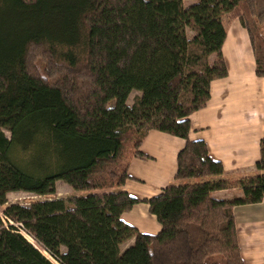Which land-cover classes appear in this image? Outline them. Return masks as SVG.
<instances>
[{
	"label": "trees",
	"instance_id": "16d2710c",
	"mask_svg": "<svg viewBox=\"0 0 264 264\" xmlns=\"http://www.w3.org/2000/svg\"><path fill=\"white\" fill-rule=\"evenodd\" d=\"M185 1L0 0V264H245L233 209L264 199V138L257 172L213 180L189 116L228 74L234 8L264 77V0ZM150 130L184 143L173 182L138 199L121 187ZM59 180L88 193L56 197ZM18 191L41 198L7 204ZM139 202L156 233L122 220Z\"/></svg>",
	"mask_w": 264,
	"mask_h": 264
},
{
	"label": "crops",
	"instance_id": "0c3cea01",
	"mask_svg": "<svg viewBox=\"0 0 264 264\" xmlns=\"http://www.w3.org/2000/svg\"><path fill=\"white\" fill-rule=\"evenodd\" d=\"M222 22L226 29L222 54L228 74L211 82L207 105L189 116V137L203 140L212 160L223 165L225 173L212 177L213 180L254 174L259 141L264 138V77L255 74L253 52L240 23L226 24L223 17ZM183 143L179 137L150 130L141 144V150L150 158L131 160V178L121 189L138 199L159 194L174 180L176 156ZM214 195L228 198L240 195V192L237 189L220 190ZM242 207L253 209L247 211L249 219L239 222L236 213ZM254 213H258L256 219H253ZM233 214L244 263L264 264V199L255 204L236 206ZM121 218L143 233L159 230V224L145 202L136 203Z\"/></svg>",
	"mask_w": 264,
	"mask_h": 264
},
{
	"label": "rangeland",
	"instance_id": "374dc122",
	"mask_svg": "<svg viewBox=\"0 0 264 264\" xmlns=\"http://www.w3.org/2000/svg\"><path fill=\"white\" fill-rule=\"evenodd\" d=\"M191 0H187L184 2L185 6H188L189 3H191ZM240 12V10L238 8H234L226 13L223 14V21L228 24L229 22H236L238 24V19L236 18V15ZM136 95H140V93L138 91H133L130 93L128 99H127V103L128 105H131L133 97ZM6 135H9L8 132H5ZM255 168V167H254ZM255 172H257L255 170ZM225 172H223L224 174ZM222 174V175H223ZM239 177H243V176H239ZM239 177H234V178H239ZM219 179H222L221 177ZM55 188H56V193L55 196L59 197V198H69L72 196H82L88 192H83V191H75L73 190L69 185H67L65 182L59 180L55 183ZM237 189V188H234ZM241 195V193H240ZM237 195V196H240ZM41 198L40 196L37 195H33L32 193H28V192H22V191H18V192H10L7 194L6 196V200H7V204H22V205H26L28 203H30L31 201L35 200V199H39ZM245 207H242L241 211L238 208L236 215L238 218V221L241 222L244 220V218L249 219L250 215L247 211H249V209H253V208H249L247 207L245 210ZM259 213V212H258ZM258 213H254L252 215H254L253 219L255 218V215H258ZM1 217H3L1 215ZM4 218V217H3ZM133 239H129L127 242L123 243L121 248H125L126 246L132 244Z\"/></svg>",
	"mask_w": 264,
	"mask_h": 264
}]
</instances>
